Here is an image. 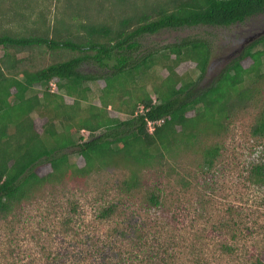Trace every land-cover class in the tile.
Wrapping results in <instances>:
<instances>
[{"label":"trees","instance_id":"16d2710c","mask_svg":"<svg viewBox=\"0 0 264 264\" xmlns=\"http://www.w3.org/2000/svg\"><path fill=\"white\" fill-rule=\"evenodd\" d=\"M1 1L0 228L12 235L28 207L49 190L69 184L84 191L92 174L104 173L116 194L95 220L114 222L107 237L85 243V231L74 222L79 207L70 202V217L60 221L58 234L84 241L87 258L102 264L133 263L140 252L144 264H156L162 254L163 264H169L186 244L176 232L187 207L181 197L168 205V194L189 192L198 179L211 182L238 124L251 147L264 148V35L241 49L205 88L199 84L211 62L208 41L184 38L138 56L139 40L165 30L243 24L264 15V0H57L62 12L50 23L43 12L31 19L21 10L31 0ZM11 22L15 30L5 27ZM248 59L252 65L246 68ZM187 62L196 65L198 77L178 72ZM85 66L99 71L86 72ZM37 84L42 93L34 91ZM33 114L45 120L42 132ZM262 153L244 177L259 187H264ZM74 155L83 158V167ZM39 165H49L50 173L40 176ZM209 188L191 206L199 217L211 203L205 199ZM227 213L223 229L238 225V208L228 206ZM161 231L172 233L163 253L149 248ZM117 238L132 248L117 249ZM222 248L233 252L231 246ZM40 252L43 264H65L61 254L44 247L28 255L30 264ZM196 254L190 255L199 259ZM18 257L15 249L4 254L8 264H19ZM248 264H264V250Z\"/></svg>","mask_w":264,"mask_h":264},{"label":"rangeland","instance_id":"374dc122","mask_svg":"<svg viewBox=\"0 0 264 264\" xmlns=\"http://www.w3.org/2000/svg\"><path fill=\"white\" fill-rule=\"evenodd\" d=\"M5 1L9 2L8 0L1 2L5 3ZM10 1L12 3V0ZM31 1H33L31 5L27 3L25 4L27 6H20L21 10L29 15L31 19H37L39 13L43 12L46 21L50 23L54 21L56 14L62 12L61 7L59 8L56 3L57 0ZM15 2L16 0L13 1V3ZM20 7L16 9H20ZM1 9H5L6 14L9 16L7 8ZM16 26V23L12 22L5 24V27L14 30ZM261 31H264V15L251 18L243 24H237L229 28L199 26L179 30H165L156 35L140 38L141 48L137 55L143 56L158 51L184 38L206 40L211 45L212 55L209 70L199 84L201 88H205L217 78L226 64L240 55L241 52L239 51L241 49L244 50L257 40L256 37H253L252 40L247 42L250 36L260 33L257 35L260 38L264 35ZM3 55L4 50L0 48V59ZM243 65L249 68L252 61L248 59L243 62ZM84 69L86 72L93 73L99 71L97 67L93 68L91 66H85ZM178 72L182 75L193 74L197 77L199 75L196 65L191 62L182 64L178 68ZM161 74L163 76L168 75L167 71L163 70ZM101 84L104 83L101 81ZM34 91L42 93L44 87L37 84ZM65 99L66 102L73 103L70 98ZM96 103L98 104V101ZM33 117L36 129L42 132L45 120L41 119L38 114H33ZM244 131L240 124L233 128V133L227 142L225 162L222 167H218L217 174L212 177L211 182L209 181L207 184L204 180L198 179L192 182L189 192L180 191L176 194H168V205L181 197L187 207L182 214V220L176 232L180 234L177 237L178 239L183 241L187 239L186 244L180 251V255L171 260L169 264H198L197 260L200 261L199 264H248L254 255L264 250V187L251 185L244 179L251 163L263 159L262 152L264 148L261 146L259 148L251 147L252 141H248ZM83 135L85 138L89 137L88 132H83ZM68 152L73 153L75 150L71 149ZM73 158L80 167L84 166L85 163L82 157L74 155ZM50 171L49 165H39L37 168L40 176H45ZM100 174L94 173L90 176V181L88 180L84 191L77 190L69 184H63L54 193L49 190L45 198L34 202L28 207L25 215L20 217L21 221L13 228L12 235L9 229L0 228V264H8V259L4 258V254L13 249L19 253V257L15 258L16 263L18 261L19 264H28V255L38 252L40 247H44L52 253L61 254L65 264H102L99 259L90 260L87 258L86 250L88 247L85 244L89 240L101 243L114 226V222L106 224L98 223L95 220L97 211L107 206L109 202H114L112 199L116 194L113 188L109 189L112 185L111 180L106 177V174ZM208 186L210 188L205 191V199L211 201V203L204 209H200L203 216L199 217L191 206H197L199 196L203 194L204 188ZM69 202L77 204L79 207V214L74 222L78 228L85 231L81 236L85 243L72 235L61 236L58 234L60 221L64 220L65 217H70L71 205ZM233 205L238 208L240 213V216L235 218L238 225L229 223V227L223 229L221 223H226L229 218L227 208ZM170 229L173 230V228H169V231ZM169 234L172 233L167 231L157 233V237L150 240L149 248L152 250L160 249L163 253L165 248L163 242L167 240ZM9 237H13L14 240L10 241ZM115 243L117 249L132 248L131 245L118 238ZM223 245L231 246L233 252H224ZM192 251H197L194 256H199V259L193 257V254L190 255ZM36 255L37 261L34 264H43L41 259L43 254L40 252ZM138 255L139 257L135 258V262L126 261L125 264H144L143 259L146 255L142 252ZM165 255H160L156 260V264H163L161 258H164ZM9 259L11 258L9 257ZM112 264H115V262Z\"/></svg>","mask_w":264,"mask_h":264},{"label":"flooded vegetation","instance_id":"af4514ba","mask_svg":"<svg viewBox=\"0 0 264 264\" xmlns=\"http://www.w3.org/2000/svg\"><path fill=\"white\" fill-rule=\"evenodd\" d=\"M262 32H263V34H264V31H261V33H262ZM259 34H260V33H258V34H254L252 37L250 36V38H248V39H247V42H249L250 40H252V38H253V37H254V38L256 37V38H257V40H258V39H260L261 37H263V35H262V36H260V38H259V37H257V35H259ZM257 40H256V41H257ZM239 52H241V50H240Z\"/></svg>","mask_w":264,"mask_h":264},{"label":"built area","instance_id":"2783aa9c","mask_svg":"<svg viewBox=\"0 0 264 264\" xmlns=\"http://www.w3.org/2000/svg\"><path fill=\"white\" fill-rule=\"evenodd\" d=\"M52 87L54 88L55 86L52 84ZM148 127H149L150 132H153V130H154V123L149 122Z\"/></svg>","mask_w":264,"mask_h":264}]
</instances>
